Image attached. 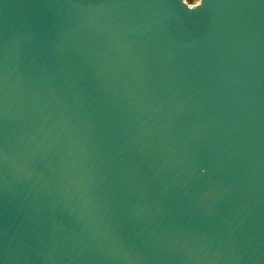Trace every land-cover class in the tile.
<instances>
[{
    "label": "water",
    "instance_id": "water-1",
    "mask_svg": "<svg viewBox=\"0 0 264 264\" xmlns=\"http://www.w3.org/2000/svg\"><path fill=\"white\" fill-rule=\"evenodd\" d=\"M0 264H264V0H0Z\"/></svg>",
    "mask_w": 264,
    "mask_h": 264
},
{
    "label": "trees",
    "instance_id": "trees-1",
    "mask_svg": "<svg viewBox=\"0 0 264 264\" xmlns=\"http://www.w3.org/2000/svg\"><path fill=\"white\" fill-rule=\"evenodd\" d=\"M188 4H193L195 3L197 0H185Z\"/></svg>",
    "mask_w": 264,
    "mask_h": 264
},
{
    "label": "rangeland",
    "instance_id": "rangeland-1",
    "mask_svg": "<svg viewBox=\"0 0 264 264\" xmlns=\"http://www.w3.org/2000/svg\"><path fill=\"white\" fill-rule=\"evenodd\" d=\"M186 2V1H185ZM198 2V0L195 2V3H193V4H189L190 6H192V5H194V4H196ZM187 3V2H186ZM188 4V3H187Z\"/></svg>",
    "mask_w": 264,
    "mask_h": 264
}]
</instances>
